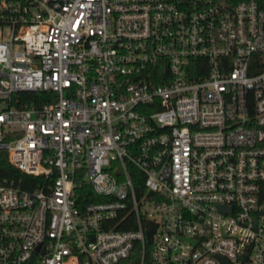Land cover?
<instances>
[{
	"label": "built area",
	"instance_id": "1",
	"mask_svg": "<svg viewBox=\"0 0 264 264\" xmlns=\"http://www.w3.org/2000/svg\"><path fill=\"white\" fill-rule=\"evenodd\" d=\"M0 150V264H264V0H0Z\"/></svg>",
	"mask_w": 264,
	"mask_h": 264
},
{
	"label": "trees",
	"instance_id": "2",
	"mask_svg": "<svg viewBox=\"0 0 264 264\" xmlns=\"http://www.w3.org/2000/svg\"><path fill=\"white\" fill-rule=\"evenodd\" d=\"M20 97L22 99H34L35 101L43 102L44 98L46 97V93L38 92V93H20ZM26 178L25 174L18 171L14 166L11 165L8 159V154L6 150H0V183L3 182L5 179H15L18 180L19 178ZM140 189V188H139ZM76 191L78 193L79 199L78 202H90V201H99L101 200L100 197L96 196L90 186L86 183L81 182L77 185ZM119 229H127L129 227H118ZM139 251L138 249H134L131 255L119 261L116 264H138L139 262Z\"/></svg>",
	"mask_w": 264,
	"mask_h": 264
},
{
	"label": "water",
	"instance_id": "3",
	"mask_svg": "<svg viewBox=\"0 0 264 264\" xmlns=\"http://www.w3.org/2000/svg\"><path fill=\"white\" fill-rule=\"evenodd\" d=\"M152 230L148 231V237H150Z\"/></svg>",
	"mask_w": 264,
	"mask_h": 264
}]
</instances>
